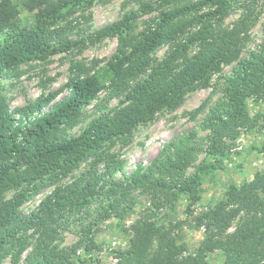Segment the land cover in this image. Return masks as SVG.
I'll return each mask as SVG.
<instances>
[{
	"label": "trees",
	"instance_id": "16d2710c",
	"mask_svg": "<svg viewBox=\"0 0 264 264\" xmlns=\"http://www.w3.org/2000/svg\"><path fill=\"white\" fill-rule=\"evenodd\" d=\"M96 1L100 0H26L24 6L38 12L32 25L22 26L13 1L0 0V77H17L21 65L86 42L117 39L116 51L101 74L74 63L63 90L15 111L0 94V263L10 257L14 264H76L72 257L77 250L90 251L94 244L79 240L61 247V234L71 221L103 222L118 215L137 190L151 207L133 224L132 243L118 252L116 264H208L206 256L214 251L223 253V264H264V183L231 186L224 200L204 212L197 221L205 226V238L186 259L178 260L180 250L169 232L154 223L158 212L174 210L182 195L196 201L201 173L220 164L218 158L226 157L240 132L250 128L244 103L264 96V42L239 60L249 15L226 27L224 21L237 0H159L71 40L60 21L76 7ZM151 14L155 15L138 25L139 17ZM163 47V59L153 65V54ZM235 61L222 97L201 123L204 136L196 130L176 135L147 165L136 166L123 179L114 178L123 165L110 152L116 143L127 146L138 126L180 107L188 93ZM106 81L113 97L124 96L123 104L92 119L78 135L64 138L63 130L78 124L81 111ZM200 153L215 163L193 166ZM88 159L87 169L73 176ZM190 167L194 172L188 174ZM66 178L68 182L61 184ZM42 186L53 189L36 211L23 214L19 208ZM11 190L16 193L6 200ZM240 213V221L228 233Z\"/></svg>",
	"mask_w": 264,
	"mask_h": 264
},
{
	"label": "rangeland",
	"instance_id": "374dc122",
	"mask_svg": "<svg viewBox=\"0 0 264 264\" xmlns=\"http://www.w3.org/2000/svg\"><path fill=\"white\" fill-rule=\"evenodd\" d=\"M18 9L17 22L22 26L34 23L37 9H27L26 0H12ZM159 0H100L89 7H76L59 23V27L70 32L71 40H79L102 27L120 20L124 14L138 12L143 3L154 4ZM155 14L139 17L138 25ZM249 15V29L244 35L242 51L239 60L246 58L250 52L257 50L264 42V0H237L230 14L224 21L226 27ZM70 30V31H69ZM140 30V28H139ZM117 39L109 38L101 42L72 48L68 52L58 53L46 60L21 65L17 77H0V94L3 95L11 111H15L33 101L63 90L71 76L70 67L80 63L93 68L92 72L102 73L103 67L116 51ZM167 47H163L153 54L152 63L155 65L163 59ZM238 61L230 65H223L219 72L210 76L207 83L188 93L184 102L172 112H161L149 124L138 126L127 146L116 143L110 152L123 162L122 168L114 175L115 179H123L130 175L136 166L147 165L157 154L161 146L170 138L181 135L189 130H196L199 136L207 132L201 128V123L209 108L222 97V90L226 78ZM63 96L59 95L57 99ZM124 96L118 98L110 94L109 82H105L104 89L97 98L81 111L77 125L63 130L64 138L78 135L94 118L107 115L123 104ZM244 109L251 118L248 130L243 129L231 146L228 155L218 158L220 164L200 153L193 166L204 164L209 168L201 173V183L195 189L196 201L189 195H182L174 210L162 209L158 212L154 223L157 227L169 232L171 238L180 250L178 260L193 255L205 238V226L197 219L206 211L212 209L218 202L224 200L231 186L240 188L248 183L261 187L264 183V96L250 98L244 103ZM45 111V109H44ZM17 118V117H16ZM90 159L83 162L73 176L87 169ZM194 172V167L187 170ZM66 178L61 184L67 183ZM52 186H42V190L22 205L19 210L23 214L36 211L40 201L46 197ZM16 192L8 191L5 199H10ZM148 198L139 191L133 190L131 201L123 206L124 212L112 216L105 221L96 219H81L71 221L60 238V246L68 247L79 240H86V244L93 242L90 251L78 249L72 260L76 264H116L118 252L129 248L133 238V224L141 217L146 208H150ZM235 219L228 233L240 221L241 215ZM24 257V256H23ZM208 264H223L224 255L220 251L207 254ZM0 264H14L10 257H6Z\"/></svg>",
	"mask_w": 264,
	"mask_h": 264
}]
</instances>
